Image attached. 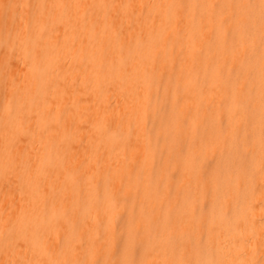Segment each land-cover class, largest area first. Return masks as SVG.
I'll list each match as a JSON object with an SVG mask.
<instances>
[{"label": "bare ground", "instance_id": "6f19581e", "mask_svg": "<svg viewBox=\"0 0 264 264\" xmlns=\"http://www.w3.org/2000/svg\"><path fill=\"white\" fill-rule=\"evenodd\" d=\"M0 264H264V0H0Z\"/></svg>", "mask_w": 264, "mask_h": 264}]
</instances>
